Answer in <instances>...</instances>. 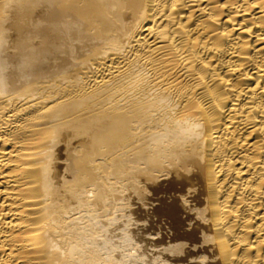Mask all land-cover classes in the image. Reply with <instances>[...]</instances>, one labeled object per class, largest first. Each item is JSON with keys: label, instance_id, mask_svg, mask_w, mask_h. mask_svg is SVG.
<instances>
[{"label": "bare ground", "instance_id": "1", "mask_svg": "<svg viewBox=\"0 0 264 264\" xmlns=\"http://www.w3.org/2000/svg\"><path fill=\"white\" fill-rule=\"evenodd\" d=\"M0 264H264V0H0Z\"/></svg>", "mask_w": 264, "mask_h": 264}]
</instances>
